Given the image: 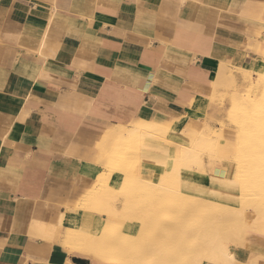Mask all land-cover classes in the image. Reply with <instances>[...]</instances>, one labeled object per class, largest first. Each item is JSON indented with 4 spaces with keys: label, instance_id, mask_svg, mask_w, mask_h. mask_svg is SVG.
Instances as JSON below:
<instances>
[{
    "label": "crops",
    "instance_id": "crops-1",
    "mask_svg": "<svg viewBox=\"0 0 264 264\" xmlns=\"http://www.w3.org/2000/svg\"><path fill=\"white\" fill-rule=\"evenodd\" d=\"M262 43L264 0H0V264H122L63 237L69 209L95 232L110 218L81 208L108 141L137 123L199 129L221 63L249 68ZM148 140L159 177L178 147ZM188 170L184 193L240 206L237 172ZM244 224L233 264H264V213Z\"/></svg>",
    "mask_w": 264,
    "mask_h": 264
},
{
    "label": "rangeland",
    "instance_id": "rangeland-1",
    "mask_svg": "<svg viewBox=\"0 0 264 264\" xmlns=\"http://www.w3.org/2000/svg\"><path fill=\"white\" fill-rule=\"evenodd\" d=\"M258 52L263 58L260 57L261 61L254 60L251 67L245 68L236 65L235 68H231L227 64L221 63L222 67L216 80L213 82L212 79L210 80V83L214 84V89L207 101L208 107L204 113L205 118L202 124L197 126L199 128L197 131L201 132L207 140L211 139L214 141L213 139H215V153L210 148L205 150L199 143L196 144L199 146L195 147L196 145L193 142H195V136L199 132L196 134L191 133L193 128L189 124H186L183 130L177 129L176 132L172 129L173 131H171L172 133L176 132L177 134L175 133V135H187L189 137V141H180L184 142L185 145H180L176 151L180 161H184L189 157V155L186 156L184 151L189 144H192V147H194L193 152L198 148L197 151L200 150L199 152L203 153L204 159L208 157L202 162V164L205 163L201 166L202 168L197 169L202 171L207 167L214 169L217 164H221L232 175H235L237 172V180L241 188L240 206L223 203L215 199V197H211L210 201H206L202 197L194 195H180V193H177L178 188H175L176 182L173 180L174 174L177 173V171H174L176 169L174 166H171L169 170H166L159 177H155V174L145 171L142 161L145 158L144 153L148 149V142H150L148 139L150 136H146L143 143L138 145L140 150L137 149L134 142L129 140L120 142L115 146L112 144L114 140H110L106 145L108 150L107 159L105 160V171L99 175L92 188L93 192L91 196L85 197L81 203V208L104 211L110 216L98 232L79 226L84 231V241L87 244L85 247L90 253L92 252L95 258L104 257L105 259L122 264H135L140 257V253H136L134 255L136 257L134 258L130 257L126 259L125 254L129 255L130 250H127L126 246L119 242V239L124 237L128 238L132 243L135 241L139 243L145 239L153 242L156 240L157 245L165 251L173 245L178 244V250L175 252L174 257L169 258L168 256H164V260L166 261L164 264H193L196 259L202 257L201 254L206 253V247L202 241L206 233L203 231L205 225L212 228L217 223L222 224L220 231L225 232L222 229L223 226H237L239 228L240 219L242 218L245 223V219L250 217L253 211L264 213V180L260 179V182L254 183V178L252 177L256 172L255 167L257 169L259 167L260 162L258 158L264 153V143H258L257 148L250 151L249 157L246 158L249 165H244V167H248L245 172L242 173L237 164L228 163H234L236 160L239 162L242 159L240 156L244 152L240 149L238 140L242 141L249 129L264 132V87L259 86V84L257 85V81H259L257 68L264 66V43L259 45ZM238 68L244 69L240 71ZM204 94L208 95L209 93L206 91ZM240 98H243L242 102ZM258 109L260 112H256ZM247 112V116L250 118L244 124L242 122V114ZM138 124H136V127L141 131L143 128H140ZM200 126L202 127L200 128ZM154 137L157 143L171 145L173 142L169 139L157 138L158 136ZM210 150L212 151L211 153ZM255 150H258V152H254ZM168 153H164V158H167V162L171 164L175 161L174 158L170 157L171 154L168 156ZM209 161L210 163H208ZM138 173L142 174L144 181H141V186L137 189L133 186L131 177ZM196 177L197 179L199 178L198 176ZM247 178L250 179V183L246 182ZM157 180L160 183L161 189L156 194L154 192L156 187H153V183H158ZM119 186L122 188H119ZM142 190L144 195L140 193ZM144 190H147V192ZM116 193H122L123 195L118 196ZM177 198H181V201L178 202L180 199ZM117 207L121 208L120 213H116ZM79 210L82 209L68 210L73 214V224L78 221ZM180 211L185 215L182 218V222H185L184 225L179 222L181 221L180 217H182ZM190 212H192V215L189 218ZM241 212L242 214H240ZM149 213L151 216H145V214ZM126 221L137 222V230L135 231L138 234L133 235L132 233L123 232V225ZM244 223L242 227L245 226ZM63 237L66 243V230L63 232ZM115 248H117V251ZM156 253H159V251L157 250ZM123 260H125V263ZM139 263L136 262V264ZM152 264H155V261Z\"/></svg>",
    "mask_w": 264,
    "mask_h": 264
},
{
    "label": "bare ground",
    "instance_id": "bare-ground-1",
    "mask_svg": "<svg viewBox=\"0 0 264 264\" xmlns=\"http://www.w3.org/2000/svg\"><path fill=\"white\" fill-rule=\"evenodd\" d=\"M257 69H258L257 74L259 75V81H257L258 83L257 82L256 83H257V85L259 84V86L261 85V86L264 87V66L263 67H259ZM213 97H214V95H213ZM240 101L242 102L243 98L242 99L240 98ZM256 112H260L259 109ZM261 112L263 113V111H261ZM247 115H248V112L242 114V122L244 124H246L247 120L250 118ZM156 123H152V124L139 123L138 124L139 127L143 128V129H141V131H139V129L136 127V125H133V127H131L130 129H124V131L122 130L123 131L122 134L119 135L117 137V139L115 140V142L113 143L114 146L117 145L120 142H125L126 140H129L131 142H134L135 145L137 146V149L140 150V148H138V145L139 144L141 145L143 143V140L146 138V136H150V137L158 136V137H160V136H167V135L169 136V135L172 134L171 131H173V130L171 128H167L166 126H164L162 124H156ZM256 128H257V126H256ZM197 132H199V131H197V129H193V131L191 133L196 134ZM179 133H181V132H179ZM176 136L180 137L179 139H181L185 135H182V136L176 135ZM163 138H165V137H163ZM195 138H196V140H195V142H193L194 145L199 143L202 146V148H204L205 150L210 148V149H212L214 151V148L216 149L215 139L212 138L214 141H212L211 139L207 140L206 138H204V136L202 135L201 132L197 133ZM184 139H186V140L188 139V141H189V137H187V135L184 137ZM117 140H119V141H117ZM260 142L264 143V132L257 131V130L253 131V129H249V131H247V133H246L245 137H243L242 141L238 140V145H239L240 149L242 150V152H244V153H241L240 157H242V159L239 162H238V160L234 161V164H237V167L239 169H241L242 173L245 172L247 170V168H248V167H244V165H249V163L246 160V158L249 157L250 151L255 149V148H257V144L260 143ZM172 143L173 144L175 143L177 145V146L175 145L176 147H179L182 144H183V146L185 145L184 142H180V141H173ZM197 146H199V145H196L195 147H197ZM149 148H150V146L148 145V149ZM150 150H151V148H150ZM166 150H168V149H166ZM193 150H194V147H192V144H189L186 147L184 153L186 154V156L189 155V157L186 160H184V161H180L179 160V156L176 154V152L173 155H172L170 150L168 151L169 153L167 151L165 152V153H168V156L171 154L170 157L174 158V161H175L174 162V167H176V169H174V171H177V173L174 174V178H173L174 182H176V184H175L176 187L175 186L174 187L178 188V190H177L178 192L177 193H180V195L187 194V193H184L182 191V189H181V184H182V182L184 180H192L194 178L197 179L196 176H193L192 174L189 173L188 169L189 168H191V169L192 168H202L201 166H203L205 164V163L202 164V162L205 161V159L208 158L207 157V158L204 159L203 158L204 155L202 156L203 153H200L199 152L200 150L197 151L198 148L194 152H193ZM215 151H214V153H215ZM256 151L258 152V150H255L254 152H256ZM211 152L212 151L210 150V153ZM211 158H213V157H211ZM223 160H224V158H223ZM258 161L260 162L259 163V167H258V169H257V167H255L256 168L255 169L256 172H255V175L252 176L254 178V183L260 182V179H262V181L264 180V153L261 155V157L258 158ZM208 163H210V161ZM207 166H209V164H207ZM244 168H246V169H244ZM209 171L214 172V169L210 168ZM131 181L133 182V186H135L138 189L141 186V181L142 182L144 181V178L142 177V174L138 173V174H135V176L131 177ZM157 182H158V180H157ZM165 182H167V180H165ZM246 182L250 183L251 181H250L249 178H247ZM149 185H151V183H149ZM153 187H156L155 191L153 189V191L156 194L160 192L159 190L161 189V186H160L159 182L158 183H156V182L153 183ZM119 188H122V187L119 186ZM116 189H118V188H116ZM144 191L147 192V190H144ZM92 192L93 191L91 189L89 192H87V195L85 197L86 198L89 197L88 195L91 196ZM140 193H142V195H144L143 190L140 191ZM213 193L214 192L212 190V194ZM116 194L118 196H122L123 195L122 193H116ZM177 195H178V197H180L179 194H177ZM257 198H259V197H257ZM177 199H180L178 202L181 201V198H177ZM215 199H216V197H215ZM260 202H262V201H260ZM158 203H157V205H158ZM159 205H160V203H159ZM178 205H180V203H178ZM96 206H98V205H96ZM120 210H121V208L117 207L116 208V213L119 212ZM153 213H152V215H153ZM240 214H242V212ZM146 215H150V213L149 214H145V216ZM190 215H192V212H190L189 218L191 217ZM184 216L185 215L182 213V217H180L181 221H179V222L182 223V225H184V223H185V222H182V218ZM189 218H187V219H189ZM199 220H201V219H199ZM241 220H242V218L240 219L239 228H237V226H235V227L234 226H230V227L229 226H223L222 229L225 232H221L220 231V228H221L222 224L217 223L216 226L214 225L215 227L212 225L214 228L212 226H211L212 228H210V226L205 225V227L203 228V231L206 232V233H205L204 239L202 241L204 242L203 245H205V247H206V253L201 254L202 257L196 259L193 264H204V261H206V264H233L234 263V261H233L234 260V256H233L232 251L230 250V246L234 245V244H237L240 241V239H241L243 228H244V227H242L243 220H242V222H241ZM185 221H187V220H185ZM230 221H231V219H230ZM43 224H46V223H43ZM48 225H50V224H48ZM45 227L46 226H44L43 228L45 229ZM82 229L79 227L78 221H76L75 224H73V214L71 213V211H69L68 214H67L66 223H65V229H64V231L66 230V244L69 247H72V248L76 249L80 253L87 254L89 256H93L92 252L90 253V251L85 247V245H87V244H85L86 241H84V239H85L84 237L85 236H84V231ZM132 234L136 235L138 233H137V231H135ZM155 241L154 242L150 241V240L147 241L145 239V240H143V241H141L139 243H136V241L132 243L128 238L122 237V238L119 239V242L122 245H125L127 250H130L129 251L130 252L129 255L125 254V258L126 259H128L130 257L134 258V257H136V256H134L136 253H138V252L140 253V254L138 253L140 255V257L138 258V261L135 260L136 262H140L139 264H152L153 261H155V264H164V263H166V261L164 260V256H168L169 258H172V257L175 256V252H177V250H178L177 249L178 244L173 245L167 251H165V250L162 249V247L158 246ZM114 243H115V241H114ZM153 243L155 245H151ZM115 250L117 251V248H115ZM157 250L159 251V253H156ZM123 261L125 263V260H123ZM128 261H127V263H128ZM136 262H135V264H136Z\"/></svg>",
    "mask_w": 264,
    "mask_h": 264
}]
</instances>
